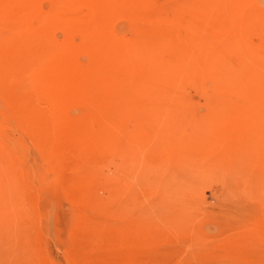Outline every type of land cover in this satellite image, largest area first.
<instances>
[{
	"label": "rangeland",
	"instance_id": "374dc122",
	"mask_svg": "<svg viewBox=\"0 0 264 264\" xmlns=\"http://www.w3.org/2000/svg\"><path fill=\"white\" fill-rule=\"evenodd\" d=\"M154 1L170 6L176 0ZM194 5V28L209 43L192 53L197 72L189 84L191 96L132 97L136 102L122 116L127 122L118 125L128 133L127 142H91L89 147L66 137V142L49 143L42 120L0 94V151L16 172L0 175V264H264V0ZM52 6V0H38L39 13L29 22L35 25ZM54 7L87 11L85 3L74 0ZM165 16L173 18L171 9ZM15 18L10 10L0 11L1 22L14 25ZM187 18L183 15L181 23ZM151 27L149 20L125 16L107 29L127 40L133 30L147 33ZM52 35L61 42L62 25ZM204 48L215 64L205 58ZM90 60L88 52L77 54L76 67L85 70ZM248 70L261 82L252 94L245 90ZM212 80L222 83L224 96L213 94ZM92 98L66 99L64 118L79 125L77 133L98 131L89 114ZM138 100L150 107L138 108ZM156 100H161L158 105ZM137 108L142 115L150 112L151 122L146 116L139 117L146 125L138 121ZM213 119L220 121L219 129L216 123L217 129L206 125ZM201 122L207 127L203 135ZM131 132L140 135L133 139ZM82 161L80 169L89 168L77 172ZM93 168L99 170L97 178ZM82 172L89 177L76 181Z\"/></svg>",
	"mask_w": 264,
	"mask_h": 264
},
{
	"label": "bare ground",
	"instance_id": "6f19581e",
	"mask_svg": "<svg viewBox=\"0 0 264 264\" xmlns=\"http://www.w3.org/2000/svg\"><path fill=\"white\" fill-rule=\"evenodd\" d=\"M60 1L52 0L53 6L50 11L39 14L36 24L32 25L29 22V17L34 13H39L38 0H0V11L10 10L16 17L14 25L0 21V94L3 93V97L9 102L11 101V104L21 105L20 108H23V111L26 109L32 116L40 118L39 120L43 122L42 125L44 124L45 126L43 128L49 143L66 142L67 140L64 139L66 137L75 139V142L83 143V145L85 142V145L89 147L91 142L100 144L127 142L130 139L126 136L128 133L126 132L127 134L125 135L123 130L121 132V129L124 128L123 125L119 126V128L121 127L119 131L118 125L125 121L122 116L127 114L134 97L145 99L146 97H156L164 100L167 97L191 96L189 84L192 82L193 74L197 72L196 62L192 53L195 50H201L206 43H209L208 40L202 41L194 28V15L196 14L194 12V4L203 0H176L170 6H165L159 2L156 3L154 0H97V2L93 0H74L78 2V5H83L84 3L87 5L86 13L59 11L54 6ZM168 8L171 9L173 18L167 19L165 16ZM183 15H187L188 18L187 22L181 23L180 19ZM125 16L149 20L152 27L147 33L133 30V35L129 39L121 40V38L111 35L107 26L112 21ZM120 22L122 21L120 20ZM57 25H62L65 33L61 42L56 41L52 35ZM204 49L206 51L205 58L215 64L217 61L215 57L212 59L211 51L208 48ZM84 52L90 54L91 60L86 69L81 71L76 67L75 56ZM245 76V80L250 82L245 86V90L252 91L250 92L251 94L256 92L258 89L254 91L253 89L259 86V83L261 84L259 76L250 71ZM229 78L231 79L230 82L236 81V79ZM208 82H211L209 86L215 90L212 91L215 96H224L222 87H219L222 84L221 82H215V80ZM80 94L93 97L89 114L90 118L98 123V131L94 130L91 125L92 129L97 132L96 134H90L88 131L82 133L79 131L77 133L75 128L79 125H75L64 118L69 106V102L66 99L69 96L76 97ZM132 97L133 99H131ZM157 101L159 100H156L154 105L156 103L158 105ZM140 102L137 103L139 104ZM147 102L150 101L148 100ZM140 105L147 106V108L149 106L140 103L138 108ZM212 106L215 109V104ZM166 107L164 108L165 110ZM215 107L217 109V106ZM87 111L89 110L87 109ZM137 111L138 113L134 112V115L138 121H141L146 116L145 121L148 119L151 122L150 112L146 111L147 115L143 113V116L139 109ZM156 111L158 110L156 109ZM156 111H153V114ZM139 112L140 116H137ZM219 115L221 116V114ZM139 117L142 119H139ZM219 117L218 120L220 119ZM77 119L75 120L78 121ZM136 119L133 117V121ZM216 119H213V122L209 120L206 125L211 122L210 126L214 128L212 123L215 124ZM154 120H156V117ZM133 121H130L131 124ZM145 121L141 122L146 125ZM218 122L220 123V121H217L216 124L219 129L220 125H218ZM137 123L139 124V122ZM216 124L215 129H217ZM203 125L201 122L202 129H204ZM138 128H135L136 131ZM215 129H210V131L212 130L210 133H213ZM205 130L207 131V127L200 133L205 132ZM221 131L218 132L224 134ZM131 134H133L132 138L134 139L138 133L136 136H134L133 132ZM201 134L203 135V133ZM221 134L220 136L222 137ZM202 137L204 139L208 138L207 135ZM210 137L213 136L211 135ZM230 139V142H232V138ZM202 140L195 141L199 142ZM234 140L235 138H233V142ZM245 150L247 151V149ZM99 159L101 161V158ZM99 159L97 160L99 161ZM84 160L86 159L84 158ZM0 161V175L12 176L16 174L14 168H11L12 164L8 156L2 151H0ZM77 161L80 160L77 159ZM240 161L242 160L240 159ZM242 162H239V165L240 163L243 165L244 162ZM84 163L86 162H80L79 167L76 166L79 168L77 172L84 169H80V166L83 167ZM97 165L96 168L99 166ZM76 167L75 169H77ZM87 167L89 168V166ZM88 168L84 170L86 171ZM97 170H94L96 171V177L94 176V178L98 176L99 170L98 172ZM81 174H78L76 181L79 182V180H85L86 177H89L85 172ZM103 178L101 177V181L104 184ZM106 181L108 182V180ZM75 185L79 184L76 183ZM22 248H25V246ZM24 258L26 259L27 256ZM18 264H21V262Z\"/></svg>",
	"mask_w": 264,
	"mask_h": 264
}]
</instances>
